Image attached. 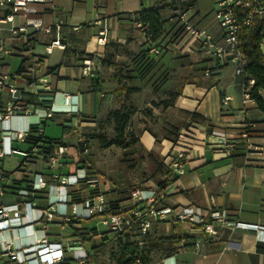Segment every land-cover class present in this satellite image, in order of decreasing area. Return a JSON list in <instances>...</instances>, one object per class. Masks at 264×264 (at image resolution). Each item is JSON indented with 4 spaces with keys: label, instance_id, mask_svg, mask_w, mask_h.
Listing matches in <instances>:
<instances>
[{
    "label": "crops",
    "instance_id": "0c3cea01",
    "mask_svg": "<svg viewBox=\"0 0 264 264\" xmlns=\"http://www.w3.org/2000/svg\"><path fill=\"white\" fill-rule=\"evenodd\" d=\"M171 7L182 9L183 6L176 3ZM151 8H160L163 18L168 20L165 24H171L169 29L164 24L163 34L153 45L145 42L134 22L138 12ZM35 9L34 16L41 19L42 26L50 28V31H29L11 39L4 32V44L10 54L1 58L0 71L9 74L16 85L26 92V100L36 103V114L41 113L42 102L62 107L63 94L71 96L70 112L57 111L47 121L40 120L44 123V139L61 142L67 147L69 156L62 159V167L51 171L38 150L28 158L26 165H17L11 173L4 170V157L0 159L4 184L12 185L13 179H20L22 186L27 185L36 173H40L47 183H52L51 174L66 175L75 167L84 168L95 176L84 158L88 152L84 141L85 138L89 139L88 135L92 140L101 135L96 134L95 130L96 127L100 129L102 117L106 119L111 111L121 105L133 107L144 90L162 100L164 92L176 86L180 93L173 106L168 108L179 115V112L195 113L202 121L185 120L188 125L180 129L174 142L168 138L172 136L170 132L166 136H159L153 131L159 137L156 139L145 129L146 126H141L136 135L140 150L152 160L154 156L159 158L164 178L171 160L182 161L183 164V172L174 174L175 180L163 190L164 196L157 202V208L195 206L202 209L206 217L210 208H216L225 210L231 220L264 226V114L257 109L254 101H245L242 96L245 75L234 74L227 62L219 64L205 58L197 51L196 45L188 52L167 49L166 46L178 40L181 26L170 19L171 8L156 0H54L52 3L36 4ZM184 10H187V17L194 26L205 28L215 39H220L215 15H207L198 9L197 0ZM190 11L194 13L190 15ZM4 15L5 12L0 10V18ZM97 20L100 24L95 23ZM262 21L264 19L256 18L253 27L261 25ZM14 24L25 25V16L21 12L15 17ZM56 25L59 26L58 30L55 29ZM104 27L107 29L106 41L98 44L96 36ZM56 40L61 47H54L47 53L45 47ZM151 46L158 48L157 53L149 50ZM260 49L264 55V38ZM142 51H147L148 57L153 60L150 67L143 65L144 60L138 64L134 62ZM12 55L20 58L14 71H11L8 60ZM25 56H29L26 62L23 60ZM107 57L109 61L104 62ZM87 58H93L97 66L92 77L81 74L80 62ZM119 65L124 69H118ZM21 66L25 71L17 75ZM138 67L142 68L144 75H138ZM206 69L211 70L210 76L204 75ZM38 79H46L50 91H44L41 85H37ZM224 96L230 97L226 104L222 103ZM36 114L24 119L13 118L11 124L26 127L39 119ZM49 120L62 124L63 134L60 138L45 135L44 127ZM247 124L252 126L246 128ZM243 130H247L250 140L261 148L258 154L246 152L240 136ZM218 135L233 139L236 144L224 147ZM98 143L104 146L100 141ZM80 147L83 151H80ZM13 149L18 150L17 147ZM30 164H35L34 168L30 169ZM82 185L71 190L79 194ZM144 185L148 188L158 187L156 181L150 179ZM99 190L109 203L117 202L120 210H127L131 206L128 195L115 194L119 188H110L106 182L102 184L99 180ZM10 191L8 189V193L0 198L1 204L15 201ZM111 191H114L113 194H110ZM44 197V192L36 193L38 208L44 205ZM58 211L70 215L67 205H59ZM64 215H55L53 223L45 229L48 240L78 245L76 240L79 239L81 249L91 254L93 264H104L109 259L107 255L101 263L96 258H100L102 247L115 240L116 236L109 237L107 231L99 230L97 225L101 224L98 218H91L97 221L94 225L89 224L90 219L67 223ZM73 225H77V228ZM191 230L192 226L188 223L153 224L149 237H171L177 242L176 239L182 236L187 237V242L176 243L175 251L167 253L160 249L151 254V264H264V232L219 227L214 235L208 237ZM97 232L106 235L102 245L98 244ZM28 234L27 239L31 237ZM129 240L132 241L130 236ZM195 243H199V246L195 247Z\"/></svg>",
    "mask_w": 264,
    "mask_h": 264
},
{
    "label": "built area",
    "instance_id": "2783aa9c",
    "mask_svg": "<svg viewBox=\"0 0 264 264\" xmlns=\"http://www.w3.org/2000/svg\"><path fill=\"white\" fill-rule=\"evenodd\" d=\"M53 1L0 0V10L5 12V15L0 18V60L10 54V50L4 44L6 40L4 32H7V38L11 39L20 33L26 34L29 31H50V28H44L41 19L34 15L36 14V4L52 3ZM211 1L215 6V20L220 29V39H215L207 29L194 26L187 17V10L176 7L173 9L170 19L180 24L181 33L178 40L166 48L172 51L188 52L192 51L193 46L196 45L197 51L205 58L219 64L227 62L232 66L234 74L246 76L239 32L242 26H250L256 18L264 19V0ZM19 12L25 16L24 26L14 24V19ZM95 23L100 24V21L97 20ZM135 25L141 31L145 42L153 45L147 36L148 30L143 29L139 22ZM262 26H264V21H262ZM58 28L59 26L56 25L55 29L58 30ZM106 33L105 27L99 30L96 36L98 44L105 43ZM54 47H61L58 40L47 45L45 51L50 53ZM154 50L153 48L152 51L154 52ZM80 70L83 76L92 77L97 71L93 58L81 60ZM210 74L211 70L206 69L204 75L210 76ZM36 83L41 85L44 91H50L46 79H38ZM253 85L254 80L246 76L242 83V96L245 101H254L249 95V90ZM259 93L264 94V91ZM229 99V96H224L222 103L226 104ZM70 100L71 96L63 94L62 107L42 102V108L39 110L41 113L36 114L38 111L36 103L26 100V92L16 85L9 74L0 71V159L17 153L25 158L18 166L26 165L28 158L39 150L38 147L30 146L24 152L13 149L11 144L24 142L31 125L39 126V133H42L43 128L40 120L47 121L57 111L70 112L72 110ZM35 114L39 119L27 124L26 127H15L11 124L13 118L24 119ZM250 126L252 125L247 124L246 128ZM240 136L244 140L246 152L259 153L261 148L250 140L247 130H243ZM217 138L224 147L236 144L235 140L226 139L223 135H218ZM68 156L67 147L56 141L51 153L47 156L46 164L53 171L62 167V159ZM77 163L76 160L75 164ZM182 165V161L171 160L169 170L173 174H181L183 172ZM51 178L53 182L47 183L40 173H36L26 186L18 187L14 192L9 190L10 194L15 197V201L7 204L0 203V255L7 257L8 260L5 264H63L64 260L68 258L70 264H93L91 254L81 249L79 239L76 240L78 245L64 241L53 243L48 240L45 229L53 223L55 215H64L58 211L59 205L69 207L70 215H64L65 222L76 223L77 220L98 218L100 224L105 226L109 232L121 239L129 235L138 247L144 245L151 226L162 222L188 223L192 226L191 232L204 234L208 237L214 235L219 227L252 230L257 233L264 232V226L231 220L225 210L210 208L206 217L204 211L195 206L180 209L157 208L153 204L160 201L164 193L156 186L127 188L131 206L126 211H118L111 209L105 195L99 190L98 178L87 173L84 168L75 167L71 173L66 175L51 174ZM4 180L3 171L0 168V198L8 193L6 184L3 183ZM13 181L21 182L20 179H13ZM82 184L89 187L92 193L76 202L73 200L74 194L71 189ZM40 191L44 192L45 197L44 205L38 208L35 195ZM36 225L39 227L36 228ZM73 226L77 228V225ZM28 233L31 235L29 239H27ZM95 236L99 245L105 243L106 235L104 233L97 232ZM179 241L180 244H184L187 242V237H181ZM194 245L197 247L199 243ZM104 264H110V260L107 259ZM134 264H139V261L136 260Z\"/></svg>",
    "mask_w": 264,
    "mask_h": 264
},
{
    "label": "trees",
    "instance_id": "16d2710c",
    "mask_svg": "<svg viewBox=\"0 0 264 264\" xmlns=\"http://www.w3.org/2000/svg\"><path fill=\"white\" fill-rule=\"evenodd\" d=\"M161 4H165L167 8H171V13L173 11L172 7L178 0H161L158 1ZM181 5L183 6L182 9L184 10L187 7L193 5L194 0H182ZM168 21L163 18L161 14L160 8H151L147 11H141L136 14L134 18V22L141 23L143 29L146 28L148 30L147 36L152 43H155L160 36L164 32V24ZM264 38V31H262V23L259 26H254L251 24L250 26H242L239 32V42L240 47L244 56V72L248 78H252L254 80V85L249 90V95L251 99L254 100L257 109L264 114V94L259 93L260 91H264V55H262L260 44ZM29 56L24 57V62L28 60ZM140 60H144L145 65L148 67L151 66L153 60L148 57L147 51H142L138 56L134 58L135 63H139ZM104 62L109 61V58H104ZM23 62V63H24ZM118 69L122 70L124 67L122 65L118 66ZM142 69V68H141ZM140 67H138L139 73H141ZM25 68L23 66L20 67L17 75H20L22 72L24 73ZM180 90L174 86L169 88L167 91L164 92V99L160 100L159 102H153L155 107L162 106L163 109H167L168 107H172L176 97L179 95ZM134 113V108L127 105H121L118 109L111 111L107 115V120L111 124L113 129L115 140L112 142L111 145H117L125 151L126 155H131L135 153L137 150L133 147V144L138 143L137 137L130 136V140L126 141L124 144L120 142V139L125 135V131L129 125L131 120V116ZM181 116L184 118V121H181L179 124L173 126V130L170 131L168 138L173 142L176 140V136L179 133L181 128H184L188 125L187 122H200L202 118L195 113H188V112H179ZM187 120V122L185 121ZM44 124V123H41ZM145 127V126H144ZM39 126L31 125L29 129V134L25 139L24 143L30 146L36 145L38 149L43 154L44 159H47L48 154L51 153V150L54 146L56 141H48L45 140L43 137V132L39 133ZM156 139L159 137L152 131L151 128L145 127ZM99 141L101 144H105V138L103 135L98 136ZM61 143V142H60ZM80 151H83V148H79ZM149 156H151L149 154ZM153 160H150V168L151 174L157 175L155 178L156 184L158 188L163 191L167 187H169L175 180L174 174L168 170L165 171L166 177L162 176L163 167L160 164L159 158L157 156L152 157ZM23 185V181L21 182H12V185H6L7 189L16 190L18 187ZM26 186V185H24ZM23 187V186H22ZM14 192V191H11ZM82 193H74L73 200L76 202L81 201L84 197L89 196L92 191L86 186L82 185L80 189ZM119 193H127L126 190H119ZM110 207L113 210L118 211H126L125 209L120 210L117 202H110ZM157 207V202L153 204ZM182 237V236H181ZM179 237L176 241L174 238H153L149 237V235L145 238L144 245L142 247H138L133 241L129 240V235L125 236L124 239L119 237H115L117 242V249L116 252L111 255V261L114 264H134L136 260L139 261V264H151V254L157 252L158 250H164L165 252L169 253L172 251L177 250L176 243H180ZM63 264H70V260L65 259Z\"/></svg>",
    "mask_w": 264,
    "mask_h": 264
},
{
    "label": "rangeland",
    "instance_id": "374dc122",
    "mask_svg": "<svg viewBox=\"0 0 264 264\" xmlns=\"http://www.w3.org/2000/svg\"><path fill=\"white\" fill-rule=\"evenodd\" d=\"M182 0H178V5L181 6ZM185 1V0H184ZM188 1V0H187ZM198 9H201L202 12L207 15H212L214 13L215 6L213 5L211 0H197ZM194 11H190V15H192ZM165 26L169 29L171 24L167 22ZM175 29V26L173 27ZM155 49L156 47H150L149 50ZM174 51V50H173ZM177 52V51H174ZM10 62L11 71H14L16 68L15 64L19 63L20 58L17 56L8 57ZM148 67V65H146ZM144 70V69H143ZM143 74L144 71L138 73V75ZM166 74L165 76H168ZM160 97L151 96L148 94L147 90H144L139 97L137 103L133 105L134 113L131 116V120L129 125L125 131V135L120 139V142L124 144L126 141L130 140V136L136 137L138 130L141 126H146L152 129L159 136H166L171 130H173V126L177 125L182 118L176 112H173L171 108L163 109L162 106L155 107L153 102H159ZM159 113L157 114L156 112ZM100 129L96 127V134H101L105 138L104 146H101L98 141V138L92 140L90 135H88V139L85 138L84 146L87 147L88 152L85 155V161L87 165L90 167L91 174H95L98 176L100 183H107L110 188H119V190H126L127 188H145L144 182L149 180L154 182L157 175L151 174L150 168V158L144 154L139 147L138 143L133 144V147L137 150L135 153L131 155H126L125 151L117 145H111L115 140V135L111 124L102 117L100 121ZM43 127V125H42ZM45 128V135L49 138H60L62 136L63 128L62 124H58L53 121H48L47 126ZM71 139V138H69ZM13 148H16L19 151L26 152L28 150V146L23 142H13ZM23 160V156L14 154L12 156H7L4 159V170L11 173L16 169L17 165ZM29 167L34 168L35 164H30ZM93 172V173H92ZM114 192V191H113ZM111 191L110 194H113ZM118 190L115 192V194ZM127 193H123V196L127 197ZM97 221L90 219L89 224L94 225ZM98 229L101 231H107L108 236L112 237L114 234L109 232L107 228L101 225H97ZM117 242L116 240L107 242L101 249L99 253L100 258H96L98 263L102 262V258L104 256H108L109 260H111V255L116 252ZM7 257L0 255V264H5L7 261ZM95 261V262H96ZM110 264H114L113 261Z\"/></svg>",
    "mask_w": 264,
    "mask_h": 264
}]
</instances>
